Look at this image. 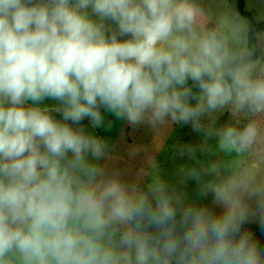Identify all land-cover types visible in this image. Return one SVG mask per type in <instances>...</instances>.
Segmentation results:
<instances>
[{
	"label": "clouds",
	"instance_id": "obj_1",
	"mask_svg": "<svg viewBox=\"0 0 264 264\" xmlns=\"http://www.w3.org/2000/svg\"><path fill=\"white\" fill-rule=\"evenodd\" d=\"M101 109L157 133L190 125L202 143L180 155L217 159L170 183L149 157L125 179L82 124L105 126ZM260 154L264 31L229 0H0V264H264L245 228L264 230V173L245 167Z\"/></svg>",
	"mask_w": 264,
	"mask_h": 264
},
{
	"label": "rangeland",
	"instance_id": "obj_2",
	"mask_svg": "<svg viewBox=\"0 0 264 264\" xmlns=\"http://www.w3.org/2000/svg\"><path fill=\"white\" fill-rule=\"evenodd\" d=\"M229 3L238 12L236 0H229ZM243 3L244 10L249 12L256 22L257 17H264V0H243ZM262 21L264 19L259 20V22ZM55 103L52 100L44 101L46 105H53ZM101 111L105 116V126L93 129L88 119L82 121V124L91 134L97 135L109 142L111 154L114 159L108 163L110 166L123 170L125 179H134L136 173L142 168L150 171L151 165L148 163L149 157L153 158V168L156 166L161 175L170 183H176L178 179L176 172L179 167L184 165L192 166L196 163V160L209 161L217 159L215 154L201 153L199 151L196 153V160L190 159L186 154L183 156L180 155V146L187 144L198 148L202 143V134L194 132L190 125L173 124L169 128L157 133L156 130L146 125L132 127L126 121L118 120L112 114L104 112L103 109ZM54 115H56L57 119H60L59 114ZM109 121H111V127L107 126ZM229 121L230 114L225 112L218 117L217 126H222ZM215 142V139L209 141L213 145ZM133 147L139 148L140 150L135 156H130L129 152ZM220 155L221 157L223 156L222 153ZM88 159L95 162L91 156ZM223 159L226 163H231L235 159V155H224ZM252 161L258 163L260 167L250 170L257 173H264V154L250 158L249 161L245 162V167ZM105 162L106 160L99 161L101 164ZM209 178L205 177V179ZM197 189L198 185L195 181H188L183 186V190L190 200L212 207L215 212L221 210L219 207L212 205L211 194L207 198L201 197ZM258 226L259 223L257 221H251L245 225V228L254 234Z\"/></svg>",
	"mask_w": 264,
	"mask_h": 264
},
{
	"label": "trees",
	"instance_id": "obj_3",
	"mask_svg": "<svg viewBox=\"0 0 264 264\" xmlns=\"http://www.w3.org/2000/svg\"><path fill=\"white\" fill-rule=\"evenodd\" d=\"M236 4L239 14L242 17L247 18L252 23L254 29L264 31V21L256 22L253 16L244 10L243 0H236ZM189 84L191 85V81H189ZM253 235L259 241L261 248H264V230L261 229L260 225L256 228Z\"/></svg>",
	"mask_w": 264,
	"mask_h": 264
}]
</instances>
